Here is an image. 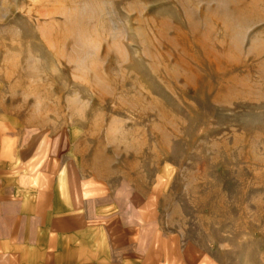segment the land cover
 Listing matches in <instances>:
<instances>
[{
	"label": "rangeland",
	"instance_id": "rangeland-1",
	"mask_svg": "<svg viewBox=\"0 0 264 264\" xmlns=\"http://www.w3.org/2000/svg\"><path fill=\"white\" fill-rule=\"evenodd\" d=\"M0 178L98 260L264 264V0H0Z\"/></svg>",
	"mask_w": 264,
	"mask_h": 264
},
{
	"label": "crops",
	"instance_id": "crops-1",
	"mask_svg": "<svg viewBox=\"0 0 264 264\" xmlns=\"http://www.w3.org/2000/svg\"><path fill=\"white\" fill-rule=\"evenodd\" d=\"M18 185L7 188L0 178V264H111L84 244L85 226L68 230L71 222L61 212L51 211L48 219L44 188H34L32 196L30 180Z\"/></svg>",
	"mask_w": 264,
	"mask_h": 264
}]
</instances>
